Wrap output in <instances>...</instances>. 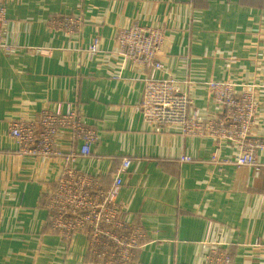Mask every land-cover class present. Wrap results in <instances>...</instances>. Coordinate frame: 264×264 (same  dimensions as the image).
Returning a JSON list of instances; mask_svg holds the SVG:
<instances>
[{
	"label": "crops",
	"instance_id": "1",
	"mask_svg": "<svg viewBox=\"0 0 264 264\" xmlns=\"http://www.w3.org/2000/svg\"><path fill=\"white\" fill-rule=\"evenodd\" d=\"M53 14L80 18L67 32L48 24ZM0 45V264H93L88 240L68 243L44 234V193L53 189L60 157L18 152L10 121L43 110H77L98 136L100 159L74 166L106 177L112 160L128 156L117 201L146 230L149 242L128 264H207L211 243L226 246L232 264H264V151L262 166L235 165L228 142L185 136L178 124L155 126L138 110L145 78L171 77L192 108L217 116L222 106L205 83L232 81L254 88L259 110L253 133L264 137V0H18L7 2ZM164 29L160 69L122 56L118 27ZM94 38L100 52L87 47ZM230 59H234L230 62ZM59 143L77 152L64 131ZM190 156L191 161L180 158Z\"/></svg>",
	"mask_w": 264,
	"mask_h": 264
},
{
	"label": "built area",
	"instance_id": "2",
	"mask_svg": "<svg viewBox=\"0 0 264 264\" xmlns=\"http://www.w3.org/2000/svg\"><path fill=\"white\" fill-rule=\"evenodd\" d=\"M10 1L18 0H0V45L7 24L6 5ZM79 21L78 17L66 15L49 19L51 26L67 32H74ZM163 39V28L138 24L118 27L115 35L117 50L122 56L156 69L162 67L156 55ZM87 49L92 55L98 54L100 41L94 38ZM236 84L232 81L205 83L211 97L223 109L219 115L209 116L191 107L192 99L180 89L178 80L171 77L145 78L143 99L138 110L152 125L166 127L178 124L185 136H205L218 143L228 142L235 152L233 164L257 168L262 166L257 154L264 151V137L253 133L259 102L254 88L239 90ZM8 131L17 141L19 153L63 160L53 189L42 196V204L47 210L44 234L56 235L68 243L75 235L86 236L87 256L93 264H128L153 241L155 230H146L129 220L125 207L116 199L123 185L122 176L131 167L130 157L113 159V167L104 178L74 166L78 157L101 158L93 149L98 136L77 110H41L34 118L20 117L10 121ZM64 131L80 140L77 152L62 150L59 139ZM180 160L187 162L192 158L183 156ZM256 246H264V239L257 238ZM206 263L232 264L233 257L226 246L211 243Z\"/></svg>",
	"mask_w": 264,
	"mask_h": 264
},
{
	"label": "rangeland",
	"instance_id": "3",
	"mask_svg": "<svg viewBox=\"0 0 264 264\" xmlns=\"http://www.w3.org/2000/svg\"><path fill=\"white\" fill-rule=\"evenodd\" d=\"M57 17V16H65V15H60V14H53V15H51L47 20V22H48V24L50 25V23H49V19L51 18V17ZM79 26H80V21H79V23H78V27L74 30V31H76V30H78V28H79ZM43 110H47V109H43ZM42 110V111H43ZM50 111H52V110H50ZM53 112H57V111H53ZM87 124V123H86ZM88 125V124H87ZM90 126V125H89Z\"/></svg>",
	"mask_w": 264,
	"mask_h": 264
}]
</instances>
